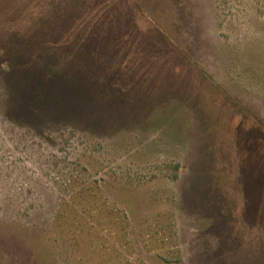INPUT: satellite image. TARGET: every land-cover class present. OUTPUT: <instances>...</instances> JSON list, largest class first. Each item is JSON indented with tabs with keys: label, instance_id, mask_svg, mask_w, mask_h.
Listing matches in <instances>:
<instances>
[{
	"label": "rangeland",
	"instance_id": "obj_1",
	"mask_svg": "<svg viewBox=\"0 0 264 264\" xmlns=\"http://www.w3.org/2000/svg\"><path fill=\"white\" fill-rule=\"evenodd\" d=\"M0 264H264V0H0Z\"/></svg>",
	"mask_w": 264,
	"mask_h": 264
},
{
	"label": "trees",
	"instance_id": "obj_2",
	"mask_svg": "<svg viewBox=\"0 0 264 264\" xmlns=\"http://www.w3.org/2000/svg\"><path fill=\"white\" fill-rule=\"evenodd\" d=\"M64 216V213H60L59 217L62 218Z\"/></svg>",
	"mask_w": 264,
	"mask_h": 264
}]
</instances>
